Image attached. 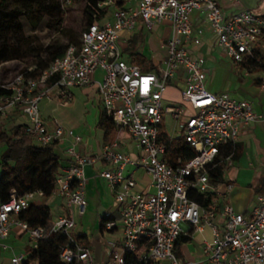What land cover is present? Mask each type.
Here are the masks:
<instances>
[{"label": "built area", "instance_id": "2783aa9c", "mask_svg": "<svg viewBox=\"0 0 264 264\" xmlns=\"http://www.w3.org/2000/svg\"><path fill=\"white\" fill-rule=\"evenodd\" d=\"M205 14L212 36L210 40L237 65L264 64V15L242 9L227 17L217 0H139L131 7H119L103 20L87 24L79 44L67 47L39 76L31 73L35 66L24 60L0 64V88L9 91L0 95V119H7L19 109L27 119V132L42 145H55L66 135L81 142L83 137L66 130L59 123L50 127L41 111V102L58 98L68 106L74 97L72 88L94 83L103 107L119 133L125 132L138 152L124 151L129 143L119 136L106 144L98 156L83 155L75 143L66 148L74 160L60 169L53 195L75 206L83 215L88 206L85 166L102 158L110 168L101 169L119 204L121 238L112 245L106 264H126L125 254H134L139 261L164 264H188L174 253L178 239L194 231L210 228L212 239L202 242L208 264H264V191L257 195V206L249 214L237 212L232 205L220 209L221 179L213 173L219 166L232 164L234 147L244 125L264 120L249 99H238L229 92L214 93L207 88L204 56L194 54L189 43L203 42V28H195L192 15ZM152 28L156 23H170L167 56L163 62L146 70L140 63L123 56L118 40L124 32L135 33L138 19ZM132 43V35L126 38ZM97 70L102 77L94 78ZM8 71L9 77H3ZM51 79H54L50 82ZM183 84L181 101H170L165 93L174 81ZM264 88V79L262 81ZM174 121V132L168 131L166 119ZM165 132V134H164ZM185 139L196 154L172 165L166 158L168 140ZM232 147L231 152L225 149ZM132 167V170H126ZM144 170L151 177L148 191H140L135 173ZM228 182L227 189L233 188ZM153 191H150V189ZM42 191L19 195L12 190L9 199H0V246L14 229L26 232L31 246L42 239L64 234L68 243L60 252L65 264H96L91 247L74 235V214H60L49 227H30L19 213L32 203L41 204ZM107 230L117 227L111 213L105 214ZM221 217L223 220H220ZM11 264H32L29 252L14 251Z\"/></svg>", "mask_w": 264, "mask_h": 264}, {"label": "crops", "instance_id": "0c3cea01", "mask_svg": "<svg viewBox=\"0 0 264 264\" xmlns=\"http://www.w3.org/2000/svg\"><path fill=\"white\" fill-rule=\"evenodd\" d=\"M115 1L116 0H108V3L112 4V8L109 12L119 8L114 5ZM122 1H125L122 7L127 8L137 4L139 0ZM217 1L227 17L245 8L251 9L258 15H264V0ZM192 19L195 28H203L205 30L203 42L200 45L189 43L188 47L191 52L202 55L206 59L207 88L214 93L229 92L238 99H249L252 101L255 110L264 114V88L262 87L264 67L261 68L252 65L249 71H245L242 66H237L232 59L225 56L210 40L212 33L205 19V14L201 11H195L192 15ZM163 24L162 30L160 29L159 32L161 35L159 43L160 50L166 47L168 38L172 36L171 24ZM159 26L160 25H154L153 27ZM131 35L132 38H134L136 32L133 34L124 32L118 40V45L122 49L123 56L125 53L123 49L128 48L129 45H134L133 41L131 44H128L126 41V38ZM167 52L168 50L162 54L160 58L162 60L158 63L165 60ZM132 54H140L145 56L147 60H150L153 59L154 50L152 47L145 46L140 51L131 52L126 59L132 61ZM158 63H154L148 69L145 68L146 64L141 65L146 70H152ZM101 77V70H97L94 74V78L100 79ZM178 81L179 80L174 81L168 91L171 90L173 93L178 91L180 94L183 84ZM72 93L74 99L68 106L61 105L58 98L55 97L50 101L48 100L49 102L55 103L52 107L53 111H57L60 106L68 109L65 115L62 117H51L42 114L50 127H53L55 123H59L63 125L66 130H73L75 134H79L83 137L81 142L76 143L73 137L66 135L56 144L55 147L59 150L62 157L61 168L67 167L74 162L66 153V148L70 143H75L77 151L83 155L89 156H99L104 146L107 144L104 141V131L98 124L103 103L97 86L94 83L87 86H75L72 88ZM8 119H17L16 125L27 123L26 117L19 109L13 111ZM12 124L14 125L15 122ZM118 136L126 143H129V147L123 145L122 149L124 151L128 152L131 150L133 153L138 152V148L133 145L127 133H119L117 130L115 140ZM236 149L237 156H233L232 164L225 167L221 177L219 189L224 195L220 197V209H222L224 205L230 204L237 212L249 214L257 206V195L264 191V120H258L242 127L240 137L234 147V153ZM106 168H110V164L102 158H97L95 161L85 166V174L87 177L85 192L88 206L83 215L78 213L76 206L73 209L68 207L66 200L62 197L52 195L41 201V204L50 205L53 218L60 214H74L76 227L73 230V235L75 238L80 236L82 240L88 241V245L93 251L96 264H106L110 257L113 243H116L122 236L121 223L119 221L120 206L115 201V196L109 182L99 175V171ZM127 169L132 170V167H128ZM135 178L138 184L137 188L140 191H148L151 181L150 175L144 170L138 169L135 173ZM228 182H232L234 185L230 190L227 189ZM150 191H153V189L151 188ZM106 213H111L112 219L116 220L117 227L113 230H107L104 226ZM219 219L223 220L221 217H219ZM206 231H208L211 238L205 239L211 240L212 233L211 229L208 227L205 228L204 232L194 231L190 235L182 236H188L192 239L194 235L202 234ZM26 234V232L20 231L19 229H14L5 240L13 249L5 251L0 246V256L6 259V264H11L10 257L14 251L28 252L27 246L32 247L29 235L26 241L23 239ZM203 240L200 243L199 249L196 247L190 249L188 246L190 240L181 243L183 244L185 254L180 258L185 260L188 264H208L203 253ZM17 243L18 247L15 246ZM31 263L36 264L35 261Z\"/></svg>", "mask_w": 264, "mask_h": 264}, {"label": "trees", "instance_id": "16d2710c", "mask_svg": "<svg viewBox=\"0 0 264 264\" xmlns=\"http://www.w3.org/2000/svg\"><path fill=\"white\" fill-rule=\"evenodd\" d=\"M79 0H0V64L11 60H24L27 66H35L33 76H39L52 61L62 57L71 44H79L80 34L74 31V24L63 28L65 22V6ZM85 2L84 19L86 25L103 20L112 8L108 0H83ZM70 2V3H69ZM125 1L116 0L114 5L122 7ZM22 17H26L33 30L46 21L49 28L63 31L68 42L62 46L56 41L47 45L38 40L36 35H26ZM45 54V55H43ZM132 61L146 64L147 58L140 54H132ZM264 60V56L261 57ZM252 68L250 65H247ZM256 67H264L263 63ZM146 69L149 67L146 65ZM54 79H51L52 82ZM9 91L0 88V95ZM9 118V117H8ZM99 127L104 131V141L113 143L117 135V128L113 120L103 107L99 116ZM165 134V132H164ZM0 142H4L6 150L0 161V199H9L10 192L16 190L19 195L28 192L42 191L45 198L53 195L56 187L57 175L62 167V157L55 145L39 144L26 130V123L16 126L13 134L6 127H0ZM166 158L172 165L182 158L185 163L195 154L185 139L175 141L168 140ZM232 147L225 149V153L231 152ZM237 156V149L233 155ZM224 167L219 166L213 173L214 177L221 179ZM19 217L28 222L30 227H49L53 220V212L50 205L32 203L27 209L19 213ZM76 239L81 243L89 244L80 236ZM190 240L188 236H181L176 244ZM68 243V237L64 234H54L48 239L38 242L36 248L27 246L29 262L36 264H65L60 258V252ZM126 264H156L154 261L142 262L132 253L125 254Z\"/></svg>", "mask_w": 264, "mask_h": 264}, {"label": "rangeland", "instance_id": "374dc122", "mask_svg": "<svg viewBox=\"0 0 264 264\" xmlns=\"http://www.w3.org/2000/svg\"><path fill=\"white\" fill-rule=\"evenodd\" d=\"M70 3V2H69ZM84 10H85V2L83 0H79L77 2L70 3L65 6V11H64V17H65V22L63 24V28H67L70 25L74 24V31H76L78 34H80L81 30L84 29L86 26V21L84 19ZM22 24L23 28L25 31L26 35H36L38 40L47 45L51 41H56L58 42L59 45L64 46L68 42L67 36L63 33V31L58 30V29H53L49 28L46 24V21L41 24L37 30H33L30 22L26 17H22ZM155 25H160L159 27H153V28H147L145 26V23H143L142 18L140 17L138 19V26L136 27V35L134 38H132V41L134 42L133 46H128V48H124V57L128 58L131 52L133 51H140L142 50L143 47L148 46L152 47L154 50L153 54V59L147 60L146 65L148 67L152 66L154 63H158L162 59L161 56L163 53L167 51V48L164 47L161 50L159 49V43H160V29L162 30V25L163 23L155 24ZM45 55V54H43ZM3 77H9L8 71ZM165 98L170 100V101H181V97L179 92L173 93L171 90L167 91L165 93ZM55 105V103L49 102L47 99L43 100L41 102V111L43 115L46 116H51V117H62L67 113L66 108L63 106H58L59 109L57 111H53L52 107ZM79 118V117H77ZM76 118V119H77ZM8 119V118H7ZM0 119V127H6V129L9 131L10 134H13L14 130L16 129V121L17 119ZM15 124L13 125L12 123ZM166 124L168 131L171 133H174V136H178L179 134L177 132H174V121L170 118L167 117L166 119ZM6 150V145L4 142H0V161L2 158L3 153ZM126 173H128V169L126 170ZM28 237V234L24 236V240L26 241ZM205 238H211L208 231L202 234H197L194 235L192 239H190L189 243V248L191 249L192 247H196L197 249L200 248V243L203 239ZM16 247H18V243L15 244ZM191 251V250H190ZM174 253L178 256L181 257L185 254L183 250V244H180L178 247L174 249ZM8 257V256H7ZM0 264H6V259L4 257L0 256ZM157 264H164V263H157Z\"/></svg>", "mask_w": 264, "mask_h": 264}]
</instances>
